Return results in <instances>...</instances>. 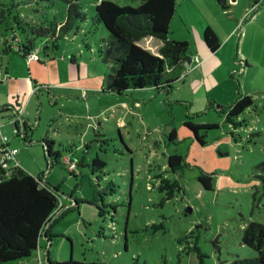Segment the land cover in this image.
Here are the masks:
<instances>
[{
  "label": "rangeland",
  "instance_id": "1",
  "mask_svg": "<svg viewBox=\"0 0 264 264\" xmlns=\"http://www.w3.org/2000/svg\"><path fill=\"white\" fill-rule=\"evenodd\" d=\"M98 1L81 0L87 14V22L80 24L84 30L73 28L55 40L35 35L30 26L54 20L64 22L68 8L65 2L0 0V64L8 65V54L14 62L23 61L27 73L37 79L38 90L32 111L37 128L35 135L30 132L32 143L15 131L11 119H6L8 125H4L5 112L0 113V126L10 130V141L14 143L10 145L19 150L21 167L40 177V185L53 189L62 207L51 218V222L58 219L51 227L52 241L44 239V248L40 245L32 256L3 264H229L238 258L257 256L255 250L243 244L242 236L249 222L264 223V27L257 30L254 50L244 46L243 54L246 52L249 60L245 68L250 67L246 78L243 73H231L226 68L230 57L235 70H240L246 61L236 60L240 31L235 35L234 44L233 40L229 44L232 52L222 58L219 83L200 90L205 97L210 96L209 101L199 91L193 101L184 98L194 93L181 81L190 62L187 61L172 90L154 88V98H144L137 105L134 101L127 110L122 104L115 105L118 98L127 94L125 100L129 101L133 94L143 96L148 91L131 89L124 95L101 91L116 65L101 59L100 47H104L110 34L103 25L93 23ZM112 1L132 6L141 3ZM254 1L230 3L231 11L236 8L237 13L224 15L219 21L233 22L230 18L234 17L239 24L244 13H238L246 11ZM207 13L216 17L212 10ZM16 16L20 17V24L14 22ZM30 40L39 61L26 63L29 61L16 51L4 55L5 47L9 49L17 43L22 46ZM40 64L54 66L51 70L59 73L42 71ZM79 67L88 70L79 78L82 91L87 87V93L95 99L87 103V95L83 103H77L63 95L55 103L47 91V81H57L59 77L65 87L75 85ZM221 78L227 83L221 84ZM243 95H250L254 104L239 118L229 120L226 113L219 112V100L222 107H227ZM202 102L207 110L198 113ZM208 103H214L213 107ZM187 117L195 122L216 123L218 127L206 130L205 144H200L185 126ZM167 122L177 131L175 140L168 137L170 130L164 131ZM80 131L90 142L78 150L76 146L83 143L82 138L85 144ZM47 132L57 142L63 134L75 138V161L80 162L85 156L88 165L99 154L107 164L104 173L94 174L90 167L81 165L78 177L62 164L50 170L43 144L36 140ZM63 145L67 148L69 143ZM64 147L56 146L62 154ZM172 154L183 157L182 170L173 172L168 168L167 159ZM203 174L212 176V189H206L199 181Z\"/></svg>",
  "mask_w": 264,
  "mask_h": 264
},
{
  "label": "trees",
  "instance_id": "2",
  "mask_svg": "<svg viewBox=\"0 0 264 264\" xmlns=\"http://www.w3.org/2000/svg\"><path fill=\"white\" fill-rule=\"evenodd\" d=\"M28 1L41 4L52 0ZM61 1L68 5L65 21L57 23L54 20L34 26L28 24L32 33L58 40L73 28L84 30L80 28V24L87 22V14L83 11L81 0ZM214 1L225 11L231 7L228 0ZM255 1L259 3V0ZM175 10L176 0H141L138 6L119 5L112 0H100L95 4L93 23L103 25L110 34L104 41V47H100L101 59L116 65L114 71L107 75L104 91L123 94L130 89L153 87L159 91L173 87V82L180 77L184 69V63L190 61L189 43L172 39L169 35ZM15 18L14 22L20 24V17ZM148 36L162 40L158 53L139 44V41ZM203 37L211 52L220 47L211 28L204 30ZM15 51L22 53L26 58L28 53L34 51L32 40ZM253 104L254 100L250 95H243L227 107H217L219 112L226 113L228 119L232 120L243 115ZM213 105L214 103H210V107ZM4 111L0 109V112ZM187 118L185 126L194 133L200 144H205L206 130L218 127L216 123H194L191 117ZM24 128L26 132L29 127L26 125ZM48 133L45 134L42 144L46 157L50 160L49 167L62 164L73 176L78 177L79 165L85 166L84 162L75 161L72 154L65 157L61 149L56 148L57 145L64 147V142H57ZM169 137L174 140L176 130H172ZM72 146L64 147V150L71 152ZM66 158L68 162L65 161ZM71 164H75V167L71 168ZM106 165V162L97 156L88 167L94 174H103ZM167 165L171 171L182 170L183 157L178 154L169 155ZM8 170L0 164V264L32 256L39 249L44 234L47 235L48 241H51V227L58 221L55 219L51 222V218L60 205L57 193L47 186L40 185V177L30 174L20 166H15L9 172ZM199 181L206 189H212L211 175L203 174ZM242 242L255 250L257 256L238 258L229 264H264V223L249 222L245 227Z\"/></svg>",
  "mask_w": 264,
  "mask_h": 264
},
{
  "label": "crops",
  "instance_id": "3",
  "mask_svg": "<svg viewBox=\"0 0 264 264\" xmlns=\"http://www.w3.org/2000/svg\"><path fill=\"white\" fill-rule=\"evenodd\" d=\"M229 4L232 3L234 5H237L239 0H228ZM258 5L255 9L254 13L251 17L249 16L251 13H249V10L254 6ZM260 4V5H259ZM264 4V0H259V3H256L254 1V4L252 6H249L246 11H240L238 13V16L243 12L244 14L241 16V20H239V24H236V22L233 20L236 18L232 17L230 18L233 22H226L224 20L223 22L219 21L220 18L224 15H229L231 13L232 9L229 11L222 10V8L214 1V0H176V10L174 13V16L172 18V33L170 34V37L175 40H181V41H187L189 43L190 47V62L188 63V66L185 67V74L183 75V78L181 79L182 84L185 86L187 85L189 89L194 92L191 96L184 95V98L186 100H194L193 96L195 95V92H201L200 90H203L204 88L210 87V86H217L219 83V68L223 65L224 61L222 60L223 56L227 53H231L233 50V47L231 49V46H229L230 42L234 39L235 35L240 31V37H239V43H238V54L237 58L238 61H244V66L242 68L235 70V68H232V58L230 57V62L227 63V69L231 70V73L233 71H236L238 73H243L244 78H246L247 74L250 72L249 68H245L246 63L248 64V56L247 53L243 52L245 51L244 46H250L247 50H254L253 47L257 45V40L258 38L256 37L257 30L259 28H262L264 26H261L264 23V6L260 7L261 5ZM231 5V4H230ZM212 10L216 17H212L211 14H208L207 11ZM237 9L234 8V13H237ZM232 12V13H233ZM224 18V17H223ZM222 18V19H223ZM249 21L245 26H243V23ZM224 24V25H222ZM12 27H14L12 25ZM211 28L215 35L217 36V39L220 43V47L215 51L211 52L208 47L206 46V43L203 44V33L206 28ZM240 30H239V29ZM14 29V28H13ZM13 36L16 34V31L12 32ZM17 35V34H16ZM242 38V39H241ZM15 40V39H14ZM143 42H149V47L147 45H144ZM143 43V45L141 44ZM162 40L154 38L152 36H148L143 38L141 41H139V44L149 50H151L154 53H158V50L160 49L162 45ZM234 44V40H233ZM20 45L13 44L11 48H4V55L8 54L11 51H15L18 49ZM151 46V47H150ZM89 47V46H87ZM17 52V51H16ZM243 54L241 58H239L240 54ZM22 54V53H21ZM10 54H8L7 61L8 65H2L0 64V83H4L0 87V109H4V118L5 120L11 119L13 122V127L15 131L18 132V134H22L24 136V140L27 142L32 143L30 139V132L32 135H35V131L37 130L36 126H34L33 122V117H32V111L35 108L36 101L34 100V96L36 94L37 86H36V80L37 79H32L31 74L27 73L26 70V64L23 61H13L11 58H9ZM3 62V61H2ZM26 63H31V62H26ZM30 66L31 64H27ZM42 67V71H46L49 73L52 72L54 73L56 71V74L59 73V70L53 69L54 66L48 65V64H40ZM68 67V66H67ZM80 68V69H79ZM79 72H78V78L77 82L75 85H68L70 87H65L66 85L62 83L59 77H57V81H47V91L48 93L52 96V98L56 101L57 103L60 99L63 98V95L67 96L68 101H76L77 103H83L84 97L89 96L90 93H87L86 88L83 89L82 91V84L79 83V78L80 76L87 75L88 70L87 68H82L79 67ZM31 71V70H30ZM235 74V73H234ZM94 79L95 77L92 76ZM187 79L186 83L184 84L183 80ZM224 78H221V84L227 83L228 80H224ZM180 81V80H177ZM223 81V82H222ZM183 86V87H184ZM92 88H96L93 86H90ZM163 89V88H162ZM173 89V88H172ZM172 89H166L165 91H170ZM227 89V88H226ZM57 90H67L70 91L69 93H62V92H57ZM131 90V89H130ZM137 91H148L144 92V95H136L133 94L132 98L129 99V101H126V97H129L127 94L124 95V92L122 95L123 98H118L117 103L115 105H120L122 104V107L126 108L129 110L131 108V104H140L141 100H144V98H154L155 94L153 93L154 88L153 87H146L143 89H135ZM104 93V90H101ZM129 91V90H128ZM227 91H230V89H227ZM108 92V91H106ZM113 93V92H109ZM139 93V92H136ZM202 93V92H201ZM227 94V93H226ZM225 95V94H224ZM150 96V97H149ZM202 96H204V99L206 101L210 100V96L205 97V95L202 93ZM162 97V96H158ZM214 98V97H213ZM95 99L93 96H89L86 100L87 103H90L91 100ZM216 99V98H215ZM64 100V99H63ZM133 100V101H132ZM147 100V99H145ZM136 101L135 103H133ZM217 102V99L216 101ZM214 102V103H215ZM218 105L221 106L222 103L217 102ZM193 106L194 103H191ZM223 105V104H222ZM208 106L210 104L208 103ZM141 107V106H137ZM202 111L199 112H204L206 109V105H204V102H202ZM201 110V109H199ZM133 111V110H132ZM2 113V112H0ZM3 116V114L0 116V118ZM7 120L5 121L4 125L7 126L8 122ZM41 122H42V117H41ZM194 123H208L207 121H193ZM185 123V122H184ZM200 123V124H201ZM121 124H124V120H121ZM166 127L164 131L170 130H175V128L172 127V125H169L170 122L166 123ZM3 125V126H4ZM28 126L26 132H25V126ZM38 125V124H37ZM4 126V127H5ZM33 129V130H32ZM95 131V128H94ZM120 131V130H119ZM82 133V136L84 137L85 144L82 138V144L79 146H76V148L79 150L83 148L84 145L87 144L89 146V139H85L84 136V131H80ZM25 134H27V137L25 138ZM90 134V132H88ZM170 134V133H169ZM79 139V133H77ZM101 135V134H100ZM2 136V137H1ZM9 136V138H8ZM45 135H40L38 137V140H43ZM176 136H177V131H176ZM52 137V136H51ZM169 137V135H168ZM3 138H6V140L10 144H14L12 141H10V130L7 128L2 129V135H0V146L1 143L3 142ZM54 138V137H52ZM170 138V137H169ZM176 138V137H175ZM55 139V138H54ZM59 141L64 142V143H69V146L75 145L76 140L74 137L70 136L69 134H63L59 137ZM171 139V138H170ZM56 140V139H55ZM175 140V139H174ZM36 141V142H37ZM57 141V140H56ZM126 144V143H125ZM71 148V147H69ZM74 148H72V151H65L63 155L66 157L70 154L74 158L75 156V151H73ZM20 152L17 153L16 155V160L19 163V160L17 159V156ZM90 153V151H89ZM173 155V154H172ZM99 156V154H98ZM100 157V156H99ZM76 159V158H75ZM104 160V159H102ZM50 166V160H48ZM82 161L85 163H88V158L83 156ZM85 166H88L85 164ZM168 166V165H167ZM15 165L11 163L7 169L8 172L11 171ZM21 167V165H20ZM54 167V166H53ZM52 166L50 167V170L53 168ZM22 168V167H21ZM49 171V168L47 169V172ZM29 172V171H28ZM174 172V171H173ZM176 172V171H175ZM32 174L31 172H29ZM33 175V174H32ZM52 234V232H51ZM53 236V234H52ZM44 239L48 241V237L46 234H44L40 240V245L42 246L41 248H44L45 242ZM52 241V240H51ZM50 242V241H48ZM43 250V249H42Z\"/></svg>",
  "mask_w": 264,
  "mask_h": 264
},
{
  "label": "built area",
  "instance_id": "4",
  "mask_svg": "<svg viewBox=\"0 0 264 264\" xmlns=\"http://www.w3.org/2000/svg\"><path fill=\"white\" fill-rule=\"evenodd\" d=\"M258 5H254L250 10L249 13H251L249 16L251 17ZM26 59L31 62V60H40L39 56L36 54V52H30L27 54ZM0 135H2V126H0ZM19 152L17 148H12L10 143L6 140V138H3V142L0 146V164L8 168V166L13 163L15 166H20L19 163L16 160V155ZM66 162H68V158L65 159ZM75 164H71V168H74ZM62 209L61 204L56 209L55 214H58L59 210Z\"/></svg>",
  "mask_w": 264,
  "mask_h": 264
}]
</instances>
